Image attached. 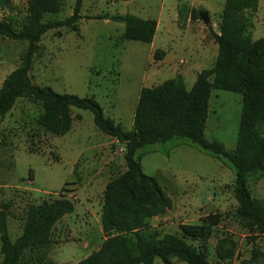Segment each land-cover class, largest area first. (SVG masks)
Here are the masks:
<instances>
[{
  "label": "rangeland",
  "instance_id": "1",
  "mask_svg": "<svg viewBox=\"0 0 264 264\" xmlns=\"http://www.w3.org/2000/svg\"><path fill=\"white\" fill-rule=\"evenodd\" d=\"M11 1V11L0 10V21H9L19 30L27 0ZM75 1L65 0L63 10L54 18L69 17ZM224 2L84 0L78 32L66 28L47 32L39 43L30 76L36 85L59 94L94 96L106 117L130 130L142 88L181 77L189 90L196 75L214 65L217 44L213 34L219 33ZM183 5L206 12L210 23L205 25L200 17L182 23L178 11ZM116 14L156 20L154 47L123 40L122 23L97 19ZM246 15L254 25L252 39L263 38L264 0ZM25 48V42L0 35V86L18 67ZM156 50L163 52L161 59L154 60ZM241 106L240 94L212 91L206 139L217 140L233 151ZM41 115L40 103L20 98L1 121L5 140L0 142V204L12 203L7 227L14 241L22 233L29 205L61 196L71 199L75 210L56 223L51 243L28 250L21 264H78L104 240L100 221L103 191L125 171V149L94 125L89 111L72 108L71 130L62 136L45 131L38 123ZM137 156L144 174L155 178L172 201L170 210L149 221L152 229L179 234L180 225H199L206 216L218 214L221 221L203 244L208 247L211 264H240L243 260L264 264V234L248 232L234 216L235 170L226 159L179 138L146 145ZM248 187L252 197L264 204V171L251 177ZM220 240L224 248L235 249L231 260L215 258L214 247ZM192 244L198 246V242ZM154 264L163 263L155 259ZM171 264L185 263L173 258Z\"/></svg>",
  "mask_w": 264,
  "mask_h": 264
},
{
  "label": "trees",
  "instance_id": "2",
  "mask_svg": "<svg viewBox=\"0 0 264 264\" xmlns=\"http://www.w3.org/2000/svg\"><path fill=\"white\" fill-rule=\"evenodd\" d=\"M83 1L76 0L72 14L60 20L54 16L63 10L65 0H27L25 20L19 30L9 21H0L1 36L26 43L18 67L0 86V125L15 102L25 98L41 104L38 123L52 135L62 136L71 130V109L76 108L91 112L94 125L124 145L126 169L103 191L100 221L104 240L97 251L78 264H154L155 259L171 264L173 258L185 264H211L208 247L203 244L211 237L212 227L220 223L218 214L206 216L199 225H180L179 234H163L150 227L149 221L170 210L172 201L155 178L144 174L137 152L146 145L164 144L173 138L187 140L230 163L235 170L234 216L248 232L264 234V204L252 197L248 187L249 179L264 171V37L252 39L254 25L246 15L256 11L260 0H225L219 33L213 34L217 44L214 65L200 71L189 90L181 77L142 88L130 130L106 117L94 96L59 94L50 87L36 85L30 76L39 43L47 32L61 28L78 32ZM12 8L11 0H0V10ZM200 13L183 5L178 17L185 24L198 20ZM97 19L122 23L125 41L151 44L157 30L156 20L132 14ZM162 53L156 50L154 60L161 59ZM214 90L242 96L233 151L205 137ZM4 140L0 128V142ZM11 207L10 201L0 204V264H21L28 250L49 245L56 223L75 210L74 202L63 196L29 205L22 233L12 241L7 227ZM234 253L235 249L224 248L221 240L214 247L219 261L231 260ZM240 264L254 262L243 260Z\"/></svg>",
  "mask_w": 264,
  "mask_h": 264
},
{
  "label": "water",
  "instance_id": "3",
  "mask_svg": "<svg viewBox=\"0 0 264 264\" xmlns=\"http://www.w3.org/2000/svg\"><path fill=\"white\" fill-rule=\"evenodd\" d=\"M200 18L204 22L205 25H208L210 23V19L207 13L205 12L200 13Z\"/></svg>",
  "mask_w": 264,
  "mask_h": 264
},
{
  "label": "crops",
  "instance_id": "4",
  "mask_svg": "<svg viewBox=\"0 0 264 264\" xmlns=\"http://www.w3.org/2000/svg\"><path fill=\"white\" fill-rule=\"evenodd\" d=\"M158 26H159V24H157V29H158ZM157 31V30H156ZM154 40H155V37H154V39H153V41H152V43H151V45H153V47H154Z\"/></svg>",
  "mask_w": 264,
  "mask_h": 264
}]
</instances>
